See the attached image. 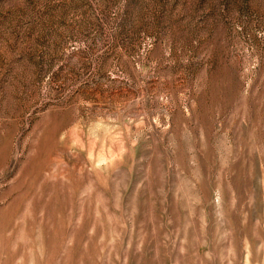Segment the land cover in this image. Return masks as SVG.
<instances>
[{"label": "rangeland", "instance_id": "rangeland-1", "mask_svg": "<svg viewBox=\"0 0 264 264\" xmlns=\"http://www.w3.org/2000/svg\"><path fill=\"white\" fill-rule=\"evenodd\" d=\"M0 264H264V0H0Z\"/></svg>", "mask_w": 264, "mask_h": 264}]
</instances>
